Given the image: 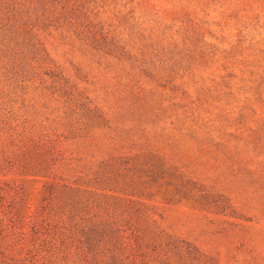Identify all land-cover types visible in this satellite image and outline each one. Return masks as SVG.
Returning a JSON list of instances; mask_svg holds the SVG:
<instances>
[{
    "label": "rangeland",
    "instance_id": "1",
    "mask_svg": "<svg viewBox=\"0 0 264 264\" xmlns=\"http://www.w3.org/2000/svg\"><path fill=\"white\" fill-rule=\"evenodd\" d=\"M38 9L34 30L0 25V126L47 129L93 166L130 160L99 192L120 219L149 215L145 256L171 236L193 264H264V0Z\"/></svg>",
    "mask_w": 264,
    "mask_h": 264
},
{
    "label": "trees",
    "instance_id": "2",
    "mask_svg": "<svg viewBox=\"0 0 264 264\" xmlns=\"http://www.w3.org/2000/svg\"><path fill=\"white\" fill-rule=\"evenodd\" d=\"M62 0H0V25L6 15L36 29L33 12ZM38 9V10H37ZM0 138V264H193L196 246L171 236L153 241L144 255L149 215L131 212L120 219L100 188L114 189L130 160L109 158L96 165L64 150L60 137L23 122L2 119ZM77 162L80 176L63 170ZM11 173L21 177L7 178ZM2 176L6 177L3 178ZM41 183L40 188L33 185ZM105 186V187H104ZM163 253L160 257V254ZM142 257L138 261V258ZM179 258V261H178ZM163 259V260H162Z\"/></svg>",
    "mask_w": 264,
    "mask_h": 264
}]
</instances>
